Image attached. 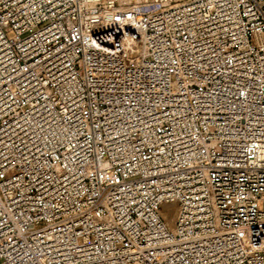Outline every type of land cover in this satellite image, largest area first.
Returning <instances> with one entry per match:
<instances>
[{"label":"built area","instance_id":"obj_1","mask_svg":"<svg viewBox=\"0 0 264 264\" xmlns=\"http://www.w3.org/2000/svg\"><path fill=\"white\" fill-rule=\"evenodd\" d=\"M0 264H264V0H0Z\"/></svg>","mask_w":264,"mask_h":264},{"label":"bare ground","instance_id":"obj_2","mask_svg":"<svg viewBox=\"0 0 264 264\" xmlns=\"http://www.w3.org/2000/svg\"><path fill=\"white\" fill-rule=\"evenodd\" d=\"M175 211H176V206L173 204L166 205L164 208V216L166 217L171 227H174Z\"/></svg>","mask_w":264,"mask_h":264}]
</instances>
